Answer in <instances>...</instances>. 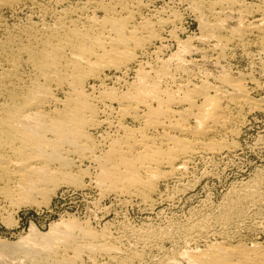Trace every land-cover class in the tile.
I'll return each instance as SVG.
<instances>
[{
  "label": "bare ground",
  "instance_id": "obj_1",
  "mask_svg": "<svg viewBox=\"0 0 264 264\" xmlns=\"http://www.w3.org/2000/svg\"><path fill=\"white\" fill-rule=\"evenodd\" d=\"M100 1L94 0L90 14L77 10L78 20L0 45V197L12 204H49L64 185L87 188L82 179L92 172L81 169L84 163L98 170L89 178L101 194L153 204L159 180L183 177L201 159L237 153L234 138L251 113L264 112V95L253 97L264 81L229 66L239 46L261 58L264 77V0L240 8L239 0H180L199 20L198 33L185 39L176 29L163 33L177 28L180 15L174 12L137 21L140 0ZM28 4L41 6L39 0H0V12ZM236 12L241 18L230 26L227 14ZM252 12L259 16L246 23L243 15ZM0 27H6L2 18ZM170 46L174 50L162 54ZM25 63L34 75L20 73ZM259 224L264 230V221ZM82 226L74 219L53 223L27 242L23 236L21 252L38 264H74L84 252L92 261L93 253L126 261L106 232ZM211 241L178 251L171 264H264V239Z\"/></svg>",
  "mask_w": 264,
  "mask_h": 264
},
{
  "label": "rangeland",
  "instance_id": "obj_2",
  "mask_svg": "<svg viewBox=\"0 0 264 264\" xmlns=\"http://www.w3.org/2000/svg\"><path fill=\"white\" fill-rule=\"evenodd\" d=\"M56 1L39 0L41 6H36L37 10L36 7H32L29 4L21 8L13 6L12 9H3L0 12V18L5 21L6 27H0V45L5 44L3 41L8 42L10 37H12L13 40H18L20 36L22 40L26 42L30 34L40 35L54 30L59 26H63V24L70 19L78 20L80 18V13L77 12V10L79 9L85 14H90L91 10L94 11L95 9L94 0ZM108 1L109 0H105L106 3ZM132 1L133 3L137 2V0H135L136 2L134 0ZM141 1L142 0H140V8L136 9V11L138 10L136 16L138 19L137 21H139L140 18H148L149 20L155 21L159 16L165 17L167 13L174 12L180 15V24L178 23L177 28L167 27L164 29L165 31L163 30V33L165 35H167L168 31L171 29H176L173 32H175V34L178 32L177 35L182 39L198 33L199 22L197 23V21L199 20L195 18L197 14L195 13L194 15L193 12L190 10L188 11L182 1ZM259 1L261 0H239L240 3L235 7L240 8V6L247 5L248 3L256 5L260 3ZM70 5L72 7H70ZM90 5H93V7ZM65 8H68V12H65V14H67L66 18L60 15L61 10ZM89 8L90 10H88ZM164 9L167 12H165ZM104 12L103 9H100V11H97V15L102 17L105 15ZM1 13L4 14L2 15ZM258 14L257 12L248 13L243 15V18H245L246 23H250L259 16ZM141 15H144V17H141ZM157 15L158 17H156ZM227 15L230 16V18H228L230 26L236 24L241 18L237 12ZM54 25L56 27H54ZM1 33L4 34V36ZM9 41L12 44V40ZM12 47L11 48L14 50L17 49L16 46ZM163 48L165 49V47ZM235 49V51H232L234 55L229 57V66L230 68L232 67L231 71H243L247 74L251 72L257 80L264 81L261 58L243 53L242 48L239 46ZM252 49L253 48H251V50ZM170 50L173 51L174 47L170 46L167 50H162V54L169 53ZM195 57L200 56L195 55ZM211 70L214 71V67L211 68ZM19 71L23 73V75L25 74V77L34 75L33 68L27 63L23 64ZM261 95H264V86L256 91L253 97L258 99ZM234 140L236 141L233 142H237L235 143L237 145V153L221 156L217 155L211 158L208 157L204 158V161L201 159L196 162L195 166L189 170L190 172L188 171V174L186 173L183 177L175 175L168 179L159 180L158 184L160 182L161 184L158 187L160 188H157L159 191H156L158 197L156 196L154 201H152L153 204H151V202H142L138 198H119L110 192L109 195L105 192V196H103L104 194L99 192L100 190L98 187H94L95 185L89 178L90 175V177H95L98 170L95 166L93 168L91 164L90 168H87L89 167L88 163H84L85 165L87 164V167L81 165V169H89V174L90 171L92 172L87 178L85 177V179H82V181L85 182V184L83 183L84 187L86 186L87 188L81 189L75 186L64 185L59 191L55 192L56 196H51L52 198L49 204H19L20 206H17V204H12L10 201L0 197V256L2 258H0V264H31V262L33 264H38L37 262L39 259L35 262L33 258L29 259V256L28 258L27 256H23L24 254L21 252L22 246L24 247L23 243L35 238L36 234L39 232L47 233L50 231L53 223L63 219H74L79 222L80 225H83L82 227L91 226L92 230H95L97 233L106 232L105 236L107 240H111H108L109 243L114 242L119 246L121 252L123 251L122 249H124L122 255L125 256L124 258L126 261L123 260L125 264L126 262L128 264H171L173 261H176V258L179 259L181 253L178 251L183 252L194 245L204 246L206 242H212L211 240L220 241L222 239H230L233 243L262 241L264 239V230L259 223L264 221V112L256 111L251 113L245 127L240 129L239 134ZM76 170V168H73L71 171L76 172ZM251 187L253 190L250 189ZM243 191H245V193ZM252 193L258 195L253 198L251 196ZM126 199L129 200V202ZM253 204H256V206ZM8 216L10 219H8ZM30 228L33 229L31 230ZM35 231H37V233ZM29 232L32 234H29ZM108 234L111 236H108ZM226 235H228V237ZM21 238L23 243L20 242ZM116 238L120 239L117 241L115 240ZM4 244L6 246L10 244V246L4 248ZM12 247L13 249H11ZM127 251L129 253H127ZM6 252L8 254H6ZM14 252H16L18 256ZM61 253L63 254L64 252H59V254ZM86 253L87 252L81 254L83 256L79 257L81 258L80 261L77 260L78 264H98L97 261L99 264H120L116 262L118 260L112 261L108 259L107 256L99 253H93V255L96 256L93 257V261L88 260L89 253ZM100 255L102 257H100ZM172 255L174 257H172ZM7 257L9 259H7ZM14 259L16 261L12 262ZM105 260L108 263H106ZM82 261H85V263H81ZM123 261L121 262L122 264H124ZM44 262L46 263V261L40 259L39 264H45ZM77 263L75 262L74 264Z\"/></svg>",
  "mask_w": 264,
  "mask_h": 264
}]
</instances>
